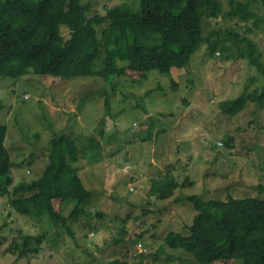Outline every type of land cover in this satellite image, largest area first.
Returning a JSON list of instances; mask_svg holds the SVG:
<instances>
[{"label":"rangeland","instance_id":"obj_1","mask_svg":"<svg viewBox=\"0 0 264 264\" xmlns=\"http://www.w3.org/2000/svg\"><path fill=\"white\" fill-rule=\"evenodd\" d=\"M121 1L92 0V10L104 13L105 6ZM221 1L222 9L230 11L228 0ZM251 11L255 17L246 21L240 15L209 20L204 34L210 36V46L203 43L186 66L165 52L161 68L127 71L115 79L116 86L97 77H0V124L7 126L4 145L16 164L13 185L39 177L51 139L65 133L82 148L72 165L92 191L67 226L15 212L10 201L18 194L1 197L0 264H108L113 259L200 264L164 241L169 231L188 234L196 211L187 197L264 199V109L249 103L230 115L218 106L261 84L260 74L248 63L250 44L237 42L235 57L223 39L246 35L264 58V4L253 0ZM258 16L262 20L256 23ZM247 28L252 30L244 32ZM89 138L97 142L94 158L88 155ZM59 156L57 151V165ZM167 172L192 185L179 186L170 198L160 200L149 192L150 180ZM72 207L64 206L63 214L69 215ZM19 230L44 235L37 253L19 257L7 251ZM139 240L144 252L136 247Z\"/></svg>","mask_w":264,"mask_h":264},{"label":"trees","instance_id":"obj_2","mask_svg":"<svg viewBox=\"0 0 264 264\" xmlns=\"http://www.w3.org/2000/svg\"><path fill=\"white\" fill-rule=\"evenodd\" d=\"M255 1L264 4V0ZM252 3L228 0L230 11L226 13L221 0H123L105 6L100 13L92 10V0H0V77L18 78L29 73L59 79L97 77L109 79L116 86L115 79L127 71L161 68L165 52L186 66L203 43L210 46L211 38L204 34L209 20L240 15L246 21L255 17ZM261 20L258 16L256 23ZM214 32L218 35V30ZM223 39L233 47L235 57L239 56L237 42L250 44L248 63L260 74L261 84L219 101L221 112L235 115L249 103L264 109V58L257 44L239 33ZM6 131L7 126L0 124V198L10 192L18 194L10 201L15 212L46 216L55 224L67 226V219L77 216L81 205L92 196L72 165L82 153L76 146L77 139L57 134L50 141L42 174L13 185L11 169L16 164L4 145ZM95 145L97 142L89 138L91 158L96 154ZM57 151L59 165L54 159ZM185 184L192 185V181L179 183L173 173L167 172L150 180L149 192L165 200ZM187 199L196 214L187 226L188 234H166L164 241L170 249L188 252L200 264L226 258L240 259L242 264H264V199L231 195L203 199L197 194ZM69 204L72 210L65 215L63 208ZM96 216L102 217V213L96 212ZM119 223L123 226L124 220ZM141 237L137 235V239ZM43 238V234L33 236L19 230L7 251L19 257L37 253ZM108 264L128 262L113 259Z\"/></svg>","mask_w":264,"mask_h":264},{"label":"built area","instance_id":"obj_3","mask_svg":"<svg viewBox=\"0 0 264 264\" xmlns=\"http://www.w3.org/2000/svg\"><path fill=\"white\" fill-rule=\"evenodd\" d=\"M136 247H137V249H138L139 251H141V252L145 251V248L143 247V245L141 244L140 241H137V242H136Z\"/></svg>","mask_w":264,"mask_h":264},{"label":"clouds","instance_id":"obj_4","mask_svg":"<svg viewBox=\"0 0 264 264\" xmlns=\"http://www.w3.org/2000/svg\"><path fill=\"white\" fill-rule=\"evenodd\" d=\"M144 252V251H143Z\"/></svg>","mask_w":264,"mask_h":264}]
</instances>
